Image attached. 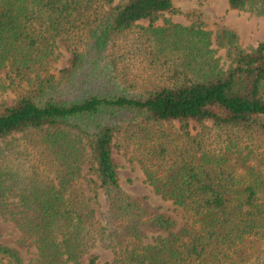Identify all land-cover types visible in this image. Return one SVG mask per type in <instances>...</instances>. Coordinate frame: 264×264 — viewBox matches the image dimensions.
Returning a JSON list of instances; mask_svg holds the SVG:
<instances>
[{"label": "trees", "instance_id": "1", "mask_svg": "<svg viewBox=\"0 0 264 264\" xmlns=\"http://www.w3.org/2000/svg\"><path fill=\"white\" fill-rule=\"evenodd\" d=\"M229 4L264 15V0ZM166 12L180 10L173 0H0V72L38 77L58 59L59 40L73 52L58 78L40 75L33 91L0 107V207L38 251L27 263L0 241L11 264H83L97 243L113 251L108 264H264V41L246 49L223 30L226 66L201 24L156 26ZM143 20L136 40L154 57L180 60L182 73L155 85L127 83L136 72L117 66L115 52L135 46L123 37ZM191 120L201 124L196 134ZM115 140L177 212L121 186ZM89 145L105 195L101 220L79 179Z\"/></svg>", "mask_w": 264, "mask_h": 264}, {"label": "rangeland", "instance_id": "2", "mask_svg": "<svg viewBox=\"0 0 264 264\" xmlns=\"http://www.w3.org/2000/svg\"><path fill=\"white\" fill-rule=\"evenodd\" d=\"M175 7L180 10V13L166 12L163 13L159 19L155 22L156 26H168V22L179 23L181 25H199L211 32V47L216 49V56L221 58V64L225 63L226 66L231 64L232 59L229 55L230 43L226 41L225 45H220L218 41V35L223 30H231L237 35V42L240 46L251 49L257 46L260 42L264 41V15H257L251 11L238 10L230 7L229 0H173ZM149 20H143L135 27L128 36H124L123 39L128 40V44H134L133 49H127V47L121 48L116 56H119L118 70L123 74H128L131 70L136 72V77H127L128 80L138 82L140 77L144 79H153L155 83L161 80L169 78V76H175L180 69V60L176 56H172L171 53L157 51L156 56L153 55V48L150 50L147 46L143 45L138 37V33H142L143 27L149 25ZM144 33V32H143ZM139 38V37H138ZM126 46V43H124ZM59 57L54 60L52 64L46 66L45 69L40 71L42 78L54 74L56 78L60 76V70L71 64L73 57L72 48L67 41L59 40L57 45ZM115 51V50H114ZM125 52V54H123ZM123 54V55H121ZM38 72H32L29 77L17 76L14 73L8 75V70L0 72V78L6 82L7 87L0 90V107L5 105H11L23 94H26L35 89V84L40 75ZM182 71L180 72V74ZM142 84V83H140ZM143 86H147L146 82H143ZM150 85V84H149ZM94 86V85H93ZM97 88V87H93ZM208 125L212 126L213 122L208 121ZM179 121H174L172 126L174 128L180 127ZM201 128V124L195 120L190 121V131L196 134ZM214 132L218 131L215 127ZM219 132V131H218ZM222 133L221 140H226L227 135L225 131ZM16 138L21 137V134H16ZM13 140V137L8 138L6 142ZM5 142V144H7ZM113 146V159L117 165V170L120 178L121 186L133 195H146L150 201L160 206L162 209L177 212L180 206L177 205L173 199L165 198L158 193L154 186L146 180V175L142 166L135 162L131 163L124 149L118 145L115 140ZM222 144H224L222 142ZM88 161L85 162L80 169L79 179L83 191L92 200L91 203L96 209V215L98 219H102V212L105 203L104 189L101 187V182L94 166L95 163L92 159L90 152V145L87 146ZM31 159L24 162L25 168L29 170V167L33 162H29ZM24 180H18V188L23 187ZM15 191H13L14 193ZM18 200L17 195H12L8 200V204L11 207L17 208ZM21 206V205H20ZM5 207H0V241L12 246L19 247L26 256L27 263L35 262L37 259V247L31 237L24 235L23 231L17 226L16 222L12 219L11 214L5 213ZM181 223L187 222L186 218L180 215ZM190 221V220H189ZM188 221V222H189ZM99 256L98 264H108L114 258V253L111 249L103 247L101 244L95 245L90 253H88L84 259L83 264H88V259L93 255ZM0 264H11L8 258L0 255Z\"/></svg>", "mask_w": 264, "mask_h": 264}]
</instances>
